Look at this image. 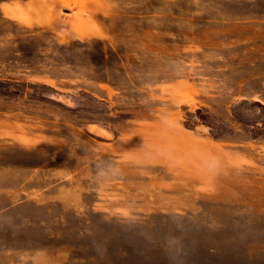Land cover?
Returning <instances> with one entry per match:
<instances>
[{
    "label": "rangeland",
    "instance_id": "374dc122",
    "mask_svg": "<svg viewBox=\"0 0 264 264\" xmlns=\"http://www.w3.org/2000/svg\"><path fill=\"white\" fill-rule=\"evenodd\" d=\"M0 264H264V0H0Z\"/></svg>",
    "mask_w": 264,
    "mask_h": 264
}]
</instances>
